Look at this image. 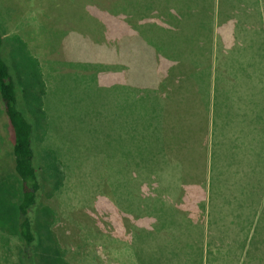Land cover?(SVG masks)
<instances>
[{"label":"rangeland","instance_id":"374dc122","mask_svg":"<svg viewBox=\"0 0 264 264\" xmlns=\"http://www.w3.org/2000/svg\"><path fill=\"white\" fill-rule=\"evenodd\" d=\"M131 1L0 0V28L5 30L14 76L18 83L21 79L26 90L21 92L22 96L29 100L27 114L35 125L34 143L43 167L44 190L47 195L52 194L49 189L55 194L50 200L43 199L48 209L43 212L44 219L41 214L39 218L42 240L37 254H42L47 263L62 262L52 250L53 233L66 254H75V263L82 260L84 264H140L134 254L136 249L145 264H152L157 255L145 254L148 214L144 217L143 211H138L134 216L109 193V178L113 179L115 174L107 167L124 155L128 143L131 145L125 137L114 140L110 129L112 79L118 73L129 75L136 85L143 81L153 86L156 79L161 82L173 70L165 66L160 71L164 61L159 53L139 38L133 39L134 34H128L125 21L132 20L134 15ZM112 9L113 17L107 14ZM85 66L97 69L85 71ZM150 117L157 127V117L142 112L122 113L115 120L136 118L135 159L147 156V148L139 140L147 139L143 122ZM46 131H52L57 139H44ZM13 143V129L0 98V246L6 248L1 254L12 255L4 258L6 264H15L10 252L16 248L15 243H20L17 220L22 187L14 171ZM224 199L216 198L212 205L210 197L204 196L202 205L208 204L212 217L219 211H224V216L215 222L220 225L208 222L200 229L203 257L218 258L221 264H264V254H256L251 260L249 254H239L235 244L255 235L261 202L249 204L247 217L242 215L248 209L231 213L236 204ZM123 206L125 210L121 209ZM115 237L122 241L115 243ZM182 239L188 241L186 237ZM46 242L50 251L43 249ZM233 249L235 253L228 254Z\"/></svg>","mask_w":264,"mask_h":264},{"label":"crops","instance_id":"0c3cea01","mask_svg":"<svg viewBox=\"0 0 264 264\" xmlns=\"http://www.w3.org/2000/svg\"><path fill=\"white\" fill-rule=\"evenodd\" d=\"M131 2L137 23L125 21L128 34L155 52L171 50L176 55L159 53L164 61L159 70L165 66L173 70L161 82L156 79V85L143 81L136 85L129 75L118 73L112 79L110 129L114 140L125 137L131 145L122 157L111 161L114 169L107 167L115 174L109 178V193L134 216L138 211L144 217L148 214L145 254H175L176 259L192 254L185 253L192 242L194 250L199 249L200 229L208 222L220 225L214 220L224 211L212 217L208 204L202 205L204 196L213 205L216 198L224 201L232 191L237 197L244 194L247 163L256 162L255 147L260 150L264 145V22L255 21L262 13L240 4L245 0ZM150 29H155L152 34ZM151 35L159 41L155 43ZM196 64L211 68L208 95L205 84L194 76ZM85 67V71L97 69ZM140 112L156 116L157 127L151 117L143 122L148 134L139 142L147 148V156L135 159L136 118L115 120L122 113ZM56 137L46 131L44 139ZM237 203H232L237 208L231 213L248 209L242 216L249 217V204ZM131 240L134 243L135 234ZM203 264L221 263L218 258L203 257Z\"/></svg>","mask_w":264,"mask_h":264},{"label":"trees","instance_id":"16d2710c","mask_svg":"<svg viewBox=\"0 0 264 264\" xmlns=\"http://www.w3.org/2000/svg\"><path fill=\"white\" fill-rule=\"evenodd\" d=\"M245 1L246 3L241 2L240 4L245 5L247 8L256 10L259 14L262 13V16L260 17L257 15V19H255V21L259 23H262V21L264 22V0ZM150 7H152L151 9L154 8L152 4H150ZM119 12L120 10L117 11V13ZM107 14H114V9H112L111 12H107ZM132 21L137 23V20L134 18ZM154 30L155 29H150L151 34ZM4 31L0 28V98L4 104L5 114L9 120L11 128L13 129L14 171L22 187V198L18 207L17 220V231L20 243H15L16 248L10 253H13L14 255L13 258L15 259L13 260L15 261V264H51L47 263V259L43 261L42 254H37V251L41 248L40 244L42 240L40 239L42 228L39 226V223L41 225L42 219H44L43 212L48 209L45 205L46 200L43 201V199L45 198L50 200L55 194L51 189H49V192H52V194L47 195L48 191L44 190L46 188V182L44 180L43 167L39 164V156L38 152H36L34 143L35 125L27 114L30 107L29 100L22 96L21 92L26 90L24 89V84L21 82V79L18 83L17 78L14 76L11 62L8 58ZM151 39L154 40L155 43L159 41H157V38L154 35H151ZM186 50L188 51V49ZM156 52L160 54L162 53V51L160 52L159 50ZM166 52L167 53L163 51L166 56L176 55V53L171 50H166ZM196 66L197 67L194 69L197 71L194 72V76L195 78L198 77L201 82L205 84L204 94L208 95L210 90L209 80L211 76V68L209 66L207 68L202 64H196ZM38 68H40L39 71L42 73L43 71L39 64ZM44 93H47L46 89L44 90ZM255 149L257 157L256 162L253 163V165L247 163V167H250V170L248 168L246 180L248 183L247 186L243 188L244 194L240 192L241 195H243L237 197V195L233 194L234 191H232L224 197L229 198L231 203L238 202V206H244V204L247 203L254 205L257 204V202H261V211L254 228L255 235L248 240L239 242L236 241L235 243L240 250L239 254H249V258L251 260L256 256V254H264V145L260 150L257 146ZM241 186L242 184L239 185V187ZM215 213L217 214V212ZM40 214L42 215L41 220H39ZM46 219L48 220V217H46ZM54 219L55 221L57 220L55 213ZM214 222H218V220L215 219ZM51 226H53V224H51ZM10 236H13V233ZM7 238H10L9 235ZM12 240L13 239L11 238L10 241ZM48 242L44 244L43 249L45 251H50ZM52 242V250L62 261L60 264H84L82 260L75 263L77 260L75 254H66V250L62 247L60 240L54 233ZM192 243L187 247L188 251L185 252H191L192 254H184L183 256H178L176 259L174 258L175 254H161V257L157 254L152 264H203V250L199 248L195 251L194 243ZM3 249H6L5 246H0V264H6V260L4 258L12 257L11 254H1ZM34 251L36 254H34ZM234 251V249L228 250V254H234ZM135 255L140 264H145L144 258L140 256V253ZM154 255L155 254H153L152 257Z\"/></svg>","mask_w":264,"mask_h":264}]
</instances>
